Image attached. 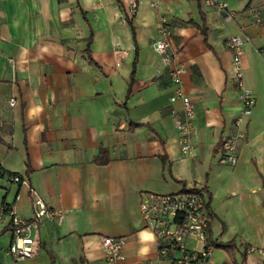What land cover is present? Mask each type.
Returning <instances> with one entry per match:
<instances>
[{"label":"crops","instance_id":"crops-1","mask_svg":"<svg viewBox=\"0 0 264 264\" xmlns=\"http://www.w3.org/2000/svg\"><path fill=\"white\" fill-rule=\"evenodd\" d=\"M223 1L228 21L205 0H0V166L27 180L0 175V264H105L102 235L124 238L120 264H170L138 202L188 188L205 199L206 264H264V0ZM238 33L248 36L242 81L256 101L229 165L221 143L242 105L225 41ZM158 39L169 45L167 64ZM176 64L194 109L190 153L173 122L181 103L169 100ZM102 152L108 161L97 163ZM33 192L60 218L30 226L37 253L14 260L8 210L32 219ZM214 241H233L232 256Z\"/></svg>","mask_w":264,"mask_h":264},{"label":"built area","instance_id":"built-area-1","mask_svg":"<svg viewBox=\"0 0 264 264\" xmlns=\"http://www.w3.org/2000/svg\"><path fill=\"white\" fill-rule=\"evenodd\" d=\"M210 6L216 8L222 14L223 21L232 19L233 12L223 0H205ZM153 4V3H151ZM136 4L131 2L128 8V16H133ZM248 42L245 33L231 34L226 38V45L234 50L233 79L239 90L241 109L234 118L235 131L225 137L221 143L220 162L234 165L237 161L236 149L238 142L246 135L245 126L248 117L255 105V96L251 90L245 87L242 81V65L240 54L243 46ZM168 43L164 39H158L154 43V50L159 55L160 61L167 64L172 60V54L168 51ZM264 53V46L259 50ZM264 61V55H263ZM185 67L176 64L169 70V79L173 86L169 97L171 102L180 101V113L173 116L174 127L177 130L180 150L190 153L194 149V109L188 95L181 86L182 74ZM14 101H11V105ZM0 175H5L8 182L27 184V180L16 173H4L0 166ZM34 203L37 208L29 222L16 217L12 209L11 225L13 239L7 247L8 254L14 260H25L36 255L39 247V238L35 232L29 235L26 231L35 225L42 216L60 218V211L47 207L33 192ZM138 209L145 226L150 228L157 241L158 252L167 258L170 264H206L211 252V245L207 237L209 217L202 193L196 188H188L169 193L146 192L140 196ZM191 238L194 243L187 245L186 240ZM100 247L105 264H120L124 258V238L121 236L102 235L99 237ZM201 242L203 246L197 247ZM221 264H233L231 261H223Z\"/></svg>","mask_w":264,"mask_h":264},{"label":"trees","instance_id":"trees-1","mask_svg":"<svg viewBox=\"0 0 264 264\" xmlns=\"http://www.w3.org/2000/svg\"><path fill=\"white\" fill-rule=\"evenodd\" d=\"M132 17V16H131ZM126 21L128 22V24L130 25V27H131V30H132V37H133V39H134V32H133V27H132V25H131V22H130V20L128 19V18H126ZM200 31L203 33V35H204V37H206V29H205V27H204V25L202 26V27H200ZM133 74V73H132ZM132 78V77H131ZM95 161L97 162V163H106L107 161H108V157H107V155H106V152H102V153H100L97 157H96V159H95ZM27 163V162H26ZM30 221V219H28V220H26V222H29ZM212 245L214 246V247H219V248H222L224 251H226L230 256H232V251H233V247H234V243H233V241H226V242H221V241H214L213 243H212ZM232 260V263L233 264H239V263H236L235 262V260L232 258L231 259Z\"/></svg>","mask_w":264,"mask_h":264},{"label":"rangeland","instance_id":"rangeland-1","mask_svg":"<svg viewBox=\"0 0 264 264\" xmlns=\"http://www.w3.org/2000/svg\"><path fill=\"white\" fill-rule=\"evenodd\" d=\"M255 211L254 210H251V216L252 217H254L255 216ZM256 217V216H255ZM203 246V244L201 243V242H199L198 244H197V247L198 248H201ZM214 248H211V250H213Z\"/></svg>","mask_w":264,"mask_h":264}]
</instances>
